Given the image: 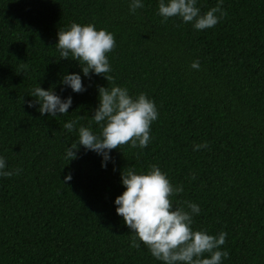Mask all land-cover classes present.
<instances>
[{
  "label": "trees",
  "instance_id": "trees-1",
  "mask_svg": "<svg viewBox=\"0 0 264 264\" xmlns=\"http://www.w3.org/2000/svg\"><path fill=\"white\" fill-rule=\"evenodd\" d=\"M143 4L133 13L129 0H0V156L20 169L0 177V264H162L138 239L132 246L114 204L121 172L151 165L183 185L174 201L199 205L194 229L227 234L222 264H264V0H223V18L204 30L163 20L158 0ZM216 4L197 0L201 13ZM73 22L113 33L111 82L60 58L57 33ZM66 72H80L87 90L65 87ZM39 84L72 95L68 113L30 107ZM98 85L143 92L158 111L148 145L112 149L107 167L82 146L64 158L78 138L66 121L100 131L91 122Z\"/></svg>",
  "mask_w": 264,
  "mask_h": 264
},
{
  "label": "clouds",
  "instance_id": "clouds-1",
  "mask_svg": "<svg viewBox=\"0 0 264 264\" xmlns=\"http://www.w3.org/2000/svg\"><path fill=\"white\" fill-rule=\"evenodd\" d=\"M222 2L217 0L216 6L201 13L197 0H158V15L163 20L178 17L183 23H191L195 30H204L214 27L223 18ZM142 7L143 0H129L130 12ZM115 43L113 33L106 29H97L91 23L73 22L67 30L58 31L55 47L60 58L79 62L84 77L102 74L111 82L113 77L109 75L111 67L106 54L112 51ZM190 67L198 70L199 61L194 60ZM61 83L73 93L87 90L80 72H66ZM97 92L98 104L93 109L91 122H95L100 131L96 133L84 125L77 128V120L66 121L63 128L68 132L76 131L78 138L66 147L64 158L68 161L78 158L82 146L85 152L100 155L101 167H107L112 149L124 144L140 149L148 145L150 126L157 120L158 111L155 102L143 92L132 95L128 88L119 85H98ZM29 95L34 98L28 101L29 106L37 105L41 116L68 113L73 99L72 95L62 97L52 87L44 88L40 84L32 88ZM206 147V141L194 144L193 151ZM19 173V168H8L5 158L0 156V177ZM71 178L68 173L64 180ZM120 182L124 191L114 199L115 211L135 234L131 241L133 247H140L138 239L162 264H222V259L228 257V251L220 248L227 234L221 231L212 235L207 230L194 229L193 217L200 213L199 205L192 201H184L183 205L174 201L172 198L183 192L184 187L173 185L167 173L157 165H151L147 172L137 173L131 168L122 171Z\"/></svg>",
  "mask_w": 264,
  "mask_h": 264
}]
</instances>
